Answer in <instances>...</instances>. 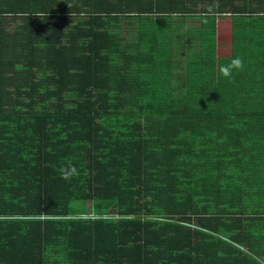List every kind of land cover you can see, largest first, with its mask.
Returning <instances> with one entry per match:
<instances>
[{
  "label": "trees",
  "instance_id": "16d2710c",
  "mask_svg": "<svg viewBox=\"0 0 264 264\" xmlns=\"http://www.w3.org/2000/svg\"><path fill=\"white\" fill-rule=\"evenodd\" d=\"M0 264H264V0H0Z\"/></svg>",
  "mask_w": 264,
  "mask_h": 264
},
{
  "label": "clouds",
  "instance_id": "9594fccd",
  "mask_svg": "<svg viewBox=\"0 0 264 264\" xmlns=\"http://www.w3.org/2000/svg\"><path fill=\"white\" fill-rule=\"evenodd\" d=\"M242 67V60L239 56H234L226 65H221L219 72L222 76L230 78L234 70H239ZM76 172L75 168L68 166V170L61 169V176L63 179H68Z\"/></svg>",
  "mask_w": 264,
  "mask_h": 264
},
{
  "label": "rangeland",
  "instance_id": "374dc122",
  "mask_svg": "<svg viewBox=\"0 0 264 264\" xmlns=\"http://www.w3.org/2000/svg\"><path fill=\"white\" fill-rule=\"evenodd\" d=\"M218 37L221 51L226 52L230 46L231 39V21L229 18L217 19Z\"/></svg>",
  "mask_w": 264,
  "mask_h": 264
},
{
  "label": "crops",
  "instance_id": "0c3cea01",
  "mask_svg": "<svg viewBox=\"0 0 264 264\" xmlns=\"http://www.w3.org/2000/svg\"><path fill=\"white\" fill-rule=\"evenodd\" d=\"M247 248H249V246H247Z\"/></svg>",
  "mask_w": 264,
  "mask_h": 264
}]
</instances>
